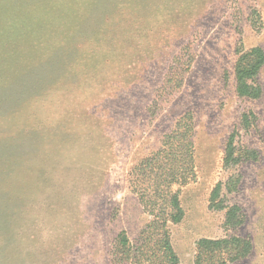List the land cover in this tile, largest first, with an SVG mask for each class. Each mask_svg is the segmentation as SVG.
Returning a JSON list of instances; mask_svg holds the SVG:
<instances>
[{
	"label": "rangeland",
	"instance_id": "rangeland-1",
	"mask_svg": "<svg viewBox=\"0 0 264 264\" xmlns=\"http://www.w3.org/2000/svg\"><path fill=\"white\" fill-rule=\"evenodd\" d=\"M255 46L264 0H0V264H264Z\"/></svg>",
	"mask_w": 264,
	"mask_h": 264
},
{
	"label": "trees",
	"instance_id": "trees-1",
	"mask_svg": "<svg viewBox=\"0 0 264 264\" xmlns=\"http://www.w3.org/2000/svg\"><path fill=\"white\" fill-rule=\"evenodd\" d=\"M264 64V51L261 47L255 46L250 48L246 53L242 54L239 61L235 67V79H236V92L241 96L256 97L259 95V88L254 83V78L256 77L259 69ZM234 145L232 143V138L226 144L225 147V159L228 161L233 158ZM220 189V184H217L212 192V199H214ZM172 207H176L175 199L170 200ZM214 245H219L220 240L210 242ZM163 251L165 257L174 264L177 261L175 254L173 253L170 245L167 241L164 243ZM224 264V263H221Z\"/></svg>",
	"mask_w": 264,
	"mask_h": 264
}]
</instances>
